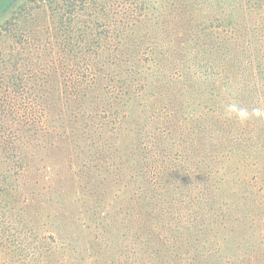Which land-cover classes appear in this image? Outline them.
Returning <instances> with one entry per match:
<instances>
[{"label": "rangeland", "instance_id": "obj_1", "mask_svg": "<svg viewBox=\"0 0 264 264\" xmlns=\"http://www.w3.org/2000/svg\"><path fill=\"white\" fill-rule=\"evenodd\" d=\"M158 1L149 10L146 0H119L127 35L155 41L128 52L123 71L112 62L104 112L118 122L111 113L128 99L129 124L109 129L110 157L92 181L85 164L96 152L73 140L46 150L27 124L45 109V83L65 88L66 75L52 80L64 75L60 39L84 24L45 0H12L0 12V49L6 59L22 51L20 69L31 71L25 93L2 87L0 264H264V0ZM133 67L143 76L123 87L118 76ZM10 68L3 57L0 73ZM210 121L222 131L196 130ZM138 132L145 151L134 148Z\"/></svg>", "mask_w": 264, "mask_h": 264}, {"label": "trees", "instance_id": "obj_2", "mask_svg": "<svg viewBox=\"0 0 264 264\" xmlns=\"http://www.w3.org/2000/svg\"><path fill=\"white\" fill-rule=\"evenodd\" d=\"M10 1L12 0H1L0 12L9 7ZM47 1H49V7L53 11L58 10L63 18L70 20V23L80 21L84 26L78 29L72 28L69 31L72 36H67L68 42H65L61 36L60 41L64 43V48L60 53L64 59L65 68L60 71L64 75L59 73L52 80L55 82V78L61 79L60 77L66 75L68 81H64V89L56 85V88L48 89L51 84L45 83V90L43 89V104L45 103V109H40V114L37 116L33 115L30 120H27V124L31 127V138L35 141L42 139L46 150H54L57 147L56 144L73 140L76 144L77 142L81 143L79 147L80 153L89 151V154L90 152L94 154L96 152L95 156L97 160L93 163L90 161L85 164L88 169L86 174H88L89 181H92L93 174H95V166L104 165V162L110 157L104 153L108 149L107 138L109 129H113V126H118L117 132H122L129 124L125 122L126 105L130 101L128 99H120L121 112L115 111L111 113L112 115L116 114L115 117L119 123L115 119L111 120L113 116H109L104 112V110L106 111L108 107L113 105L112 99L107 97V94L110 93L109 86L112 84V80L116 79L113 75L116 73V70L118 71V67H122L121 71L126 69V66L123 64V58L128 57V52L133 55L136 53L140 55L142 49L149 42L155 41V37L151 35L142 37L143 34H138L134 30L127 35L126 26L120 20L119 0H106V2H103V0H62L59 5H56L55 0H45V2ZM146 1L150 4L149 10H155V4L158 5L159 2L158 0ZM38 9H41V6ZM94 13L97 15H94ZM148 14L154 17L153 15L156 13H147L146 15ZM75 32H77V36H74ZM3 34L2 32L0 33V42L2 41ZM150 37L152 38L150 39ZM49 39L52 40L51 37ZM114 47L115 49L117 48L115 56L119 55L116 60H113V57L110 55L111 49H114ZM209 54L208 56H210ZM7 56L8 52L0 49V61L4 57L5 61L12 66L7 71L0 73V100L5 102L7 99L2 93V87L6 85V92L25 93L29 89L27 77L31 73L30 70L24 71L20 69L23 61H25L22 51H14L13 49L8 59H6ZM28 59L29 57L26 58L27 61ZM113 61H119L116 70L113 69ZM28 65L26 63L25 67ZM70 65H72V68L69 71ZM142 76L143 72L133 67V72H128L126 78L118 76V81H122L123 87H129L130 85L134 87L136 84H139L140 77ZM38 90L36 86L37 94ZM213 93L215 92L212 91ZM129 94L132 95V92L129 91ZM66 98L80 101V105L68 109L67 104L71 106V103H67ZM35 100L36 98H34ZM50 100L54 101L55 105L60 102L59 106L54 105L52 111L49 109ZM34 107L36 105L33 103ZM81 123H84V125ZM139 123L141 125L139 127H142V122ZM200 125L201 127H205L199 130L197 129L199 125H196V130L200 134H205L210 127L215 128V126H218L211 121L210 123L203 122ZM92 128L91 133L93 135H90L89 132ZM219 128L222 131L223 127ZM190 134L192 135V132ZM89 136L93 138L94 142H92ZM142 137L138 132L136 141L134 142L135 150H146L143 148L145 139ZM54 154L55 161H60L61 154L57 152ZM85 159L87 157H84L82 161ZM97 161L101 162L97 163ZM106 179H103V181ZM235 210H240L238 202Z\"/></svg>", "mask_w": 264, "mask_h": 264}, {"label": "clouds", "instance_id": "obj_3", "mask_svg": "<svg viewBox=\"0 0 264 264\" xmlns=\"http://www.w3.org/2000/svg\"><path fill=\"white\" fill-rule=\"evenodd\" d=\"M233 108H234V106L230 107V108L228 109V111L231 112V111L233 110ZM240 114H241V115H246V113H245L244 110H240ZM257 114H259V113H257Z\"/></svg>", "mask_w": 264, "mask_h": 264}]
</instances>
